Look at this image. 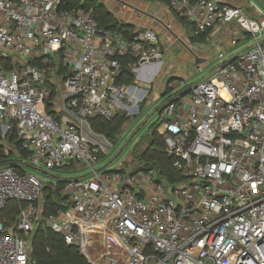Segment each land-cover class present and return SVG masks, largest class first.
<instances>
[{"label":"built area","instance_id":"built-area-1","mask_svg":"<svg viewBox=\"0 0 264 264\" xmlns=\"http://www.w3.org/2000/svg\"><path fill=\"white\" fill-rule=\"evenodd\" d=\"M63 1L0 0V146L22 168L0 164V264H33L36 223L88 264H264V15L256 21L218 0H164L194 37L236 23L251 40L240 53L219 52L209 75L198 67V81L173 83L159 135L188 182L169 185L154 172L97 169L102 136L83 133L88 119L111 120L128 97L148 93L122 81V62L133 72L162 65L159 35L146 28L127 39L100 27L93 9ZM49 82L62 87V114L47 113ZM73 164L89 173L65 178L61 208L44 220L46 186L60 179L48 171ZM10 201L20 207L12 226L2 220Z\"/></svg>","mask_w":264,"mask_h":264},{"label":"rangeland","instance_id":"rangeland-1","mask_svg":"<svg viewBox=\"0 0 264 264\" xmlns=\"http://www.w3.org/2000/svg\"><path fill=\"white\" fill-rule=\"evenodd\" d=\"M98 1L102 2L105 8L120 22L133 25L135 30L139 31L146 28L155 30L159 35L160 46L163 49V64L159 71L154 73L152 82L148 80V83H143L142 79L146 76L142 74V70L132 71L135 75L134 86H137L139 90L144 88L148 90V93L142 95V92L138 91L135 96L128 97L125 101V105L128 106L127 110L119 111V115L124 116L127 120L122 132L114 141L108 140L110 145L107 146V142L102 135L101 138L96 140L101 148L105 147L103 152L104 158H102V162L96 168L106 167L110 171L124 170L126 174L131 175V173H134L142 166L141 162L136 160L134 150L137 147L141 151L145 150L153 131L160 128V122H158L159 115H156L158 113L157 110L166 103L163 98L168 82L174 79L170 84L171 88H175L173 83L178 81L196 82L201 76L199 75L198 67L205 70L204 75H209L218 65L217 55L221 48L219 49L217 46V48L212 49L213 46L209 41L205 44L193 43L191 40L194 37L192 28L184 27L177 16L166 8L162 2L151 3L146 0ZM249 5H253L256 11H260L264 15V0H242L239 3V6L245 11H247L246 8ZM248 16L259 21V17L255 18L249 14ZM239 29H236V31L240 32L241 36H243L244 32ZM222 49L220 51L227 53V49ZM196 59L203 60L204 62L196 65ZM51 79L53 80L54 78ZM59 87L60 85L56 84L59 93L53 100V107L58 114H62V87ZM90 128L84 125V135H91ZM78 168L79 166H75V170ZM71 170H49L48 173L57 178H76L89 173L85 169L69 173L68 171ZM156 175L155 180H158ZM37 228L38 224L36 223L34 231ZM32 236L33 234L29 236L30 239Z\"/></svg>","mask_w":264,"mask_h":264},{"label":"trees","instance_id":"trees-1","mask_svg":"<svg viewBox=\"0 0 264 264\" xmlns=\"http://www.w3.org/2000/svg\"><path fill=\"white\" fill-rule=\"evenodd\" d=\"M151 3L153 2H162L167 6L168 4L164 0H146ZM61 8H66L68 10L72 9H83L89 10L93 9L94 17L100 27L110 29L113 31L120 32L127 39L132 38L138 32L142 30H135V27L130 24H124L120 22L109 10H107L104 4L98 0H64L61 4ZM177 16V15H176ZM180 23L185 27H191L192 30L195 27L177 16ZM212 34L211 30L206 31L199 36L191 38L193 43L205 44ZM250 37L248 34L246 35ZM129 60L125 59L123 63V79L122 81L128 85H135V75L132 73L131 68H129ZM6 67H10V63H6ZM65 73V70L61 66V74ZM174 79L170 80L167 84L165 96L163 100L167 103L168 96L171 95L173 88L170 84ZM49 86L52 89V98L47 102V113L59 115L53 107V100L57 97L58 89L56 85H53L49 82ZM172 100V99H171ZM165 104L161 106L158 111V116L163 109ZM127 120L122 115H117L111 120H105L103 118H91L88 119V123L91 129L102 136H104L109 141H114L116 137L122 132ZM154 123V122H153ZM154 125V124H153ZM157 137V138H156ZM9 144L18 151L21 157L29 158V153L24 151L21 148V142L15 138L14 135L8 137ZM136 155V160L141 162L142 166L134 173L133 175L140 172L150 173L154 172L157 174L158 180L167 181L169 185L181 184L188 182L178 170H176L174 164L175 160L170 156L166 151V145L163 138L159 135V129L153 131L148 146L145 150L141 151L138 147L134 150ZM15 154L13 152H7L5 147L0 146V164L10 165L16 169L19 173L22 172V168L16 165V162L13 161ZM104 158L103 154L100 156ZM71 170L68 172H76L75 165L70 167H63L61 170ZM123 173H126L124 170H119ZM66 179L60 178L56 179V184L49 183L46 186L44 194V213L43 219L45 220L50 214H53L57 209L61 208L63 202V197L60 194L61 189L65 185ZM26 206V205H23ZM20 207L19 203L16 201H10L7 205V208L3 211L2 220H6L7 224L12 226L15 224L19 217ZM32 262L33 264H88V261L80 255L78 250L66 243L63 237L54 233L50 229L43 226L41 223L38 228L32 233Z\"/></svg>","mask_w":264,"mask_h":264},{"label":"crops","instance_id":"crops-1","mask_svg":"<svg viewBox=\"0 0 264 264\" xmlns=\"http://www.w3.org/2000/svg\"><path fill=\"white\" fill-rule=\"evenodd\" d=\"M218 1L226 2V3H229L231 5H235V6L240 7L239 3L242 0H218ZM163 4H164V6L166 8H168V6L165 3H163ZM240 8H242V7H240ZM246 9H247L246 12L249 15H252L255 18L259 17L258 14H257V11L255 10V7L253 5H249V7L246 8ZM239 28L240 27L236 23H231V24H227L225 26H222L217 31L212 32V34L210 35V38L208 40L210 42V44L213 46L212 49L213 48H217V46L219 47V49L220 48L222 49L225 46L224 48L228 50L227 53L236 54V53H240V52L244 51L245 49L249 48L251 46L250 37L248 38V36H246L247 35L246 33H243L244 35L241 36L240 32L236 31V29L238 30ZM234 41L237 44V46H235V47H234V44H233ZM249 42H250V44H249ZM220 50L218 52H222ZM160 68H161V65L160 66H153L151 68H146L145 70H143L142 74H144V76H146L144 79H142L143 83H145V82L148 83L147 82L148 80H149V82H151L152 78L154 76V73H157ZM153 70H154V72L152 73ZM148 71L151 72V77H147V72Z\"/></svg>","mask_w":264,"mask_h":264},{"label":"water","instance_id":"water-1","mask_svg":"<svg viewBox=\"0 0 264 264\" xmlns=\"http://www.w3.org/2000/svg\"><path fill=\"white\" fill-rule=\"evenodd\" d=\"M202 62H203V60H200V59H196V61H195L196 65H199V64H201ZM189 92H190V91L187 90V91H185L182 95L185 96V95H187Z\"/></svg>","mask_w":264,"mask_h":264},{"label":"bare ground","instance_id":"bare-ground-1","mask_svg":"<svg viewBox=\"0 0 264 264\" xmlns=\"http://www.w3.org/2000/svg\"><path fill=\"white\" fill-rule=\"evenodd\" d=\"M158 69V68H157ZM156 70V69H155ZM152 72H154V70L152 71Z\"/></svg>","mask_w":264,"mask_h":264}]
</instances>
